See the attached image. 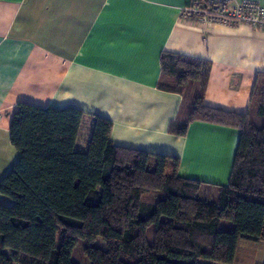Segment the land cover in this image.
<instances>
[{"label": "trees", "instance_id": "16d2710c", "mask_svg": "<svg viewBox=\"0 0 264 264\" xmlns=\"http://www.w3.org/2000/svg\"><path fill=\"white\" fill-rule=\"evenodd\" d=\"M159 65L157 87L184 102L171 133L193 121L239 130L227 184L179 176L176 156L116 144L99 115L77 150L83 110L19 102L9 122L17 159L0 178L9 199L0 203V264H75L78 241L98 237L105 248H84L91 264H236L240 239L264 242V72L247 110L234 112L204 102L209 61L163 51ZM206 185L211 200L200 196ZM224 220L233 228L221 229Z\"/></svg>", "mask_w": 264, "mask_h": 264}, {"label": "crops", "instance_id": "0c3cea01", "mask_svg": "<svg viewBox=\"0 0 264 264\" xmlns=\"http://www.w3.org/2000/svg\"><path fill=\"white\" fill-rule=\"evenodd\" d=\"M190 1L0 0V178L17 159L11 115L29 102L83 110L77 150H86L99 115L112 122L116 144L176 156L179 176L227 184L239 130L193 121L184 135L171 133L184 102L157 87L159 56L209 61L205 104L245 112L264 72V29L185 21ZM251 1L264 9V0Z\"/></svg>", "mask_w": 264, "mask_h": 264}, {"label": "built area", "instance_id": "2783aa9c", "mask_svg": "<svg viewBox=\"0 0 264 264\" xmlns=\"http://www.w3.org/2000/svg\"><path fill=\"white\" fill-rule=\"evenodd\" d=\"M180 17L199 24H246L264 29V9L251 0H191L181 9Z\"/></svg>", "mask_w": 264, "mask_h": 264}, {"label": "rangeland", "instance_id": "374dc122", "mask_svg": "<svg viewBox=\"0 0 264 264\" xmlns=\"http://www.w3.org/2000/svg\"><path fill=\"white\" fill-rule=\"evenodd\" d=\"M181 111H183V109H181ZM212 188L213 187L210 185H206V187L200 191V196L210 200L213 199L214 190ZM6 199L8 198L6 197ZM6 199H2L1 203H8L9 199ZM220 227L221 229L230 230L233 228V224L230 221L224 220L222 221ZM88 245L105 248V243L101 237H98L93 241L80 239L74 246L71 254V259L75 264H91L89 259L84 254V248ZM262 259H264V242H253L240 239L237 249L236 264H261Z\"/></svg>", "mask_w": 264, "mask_h": 264}]
</instances>
